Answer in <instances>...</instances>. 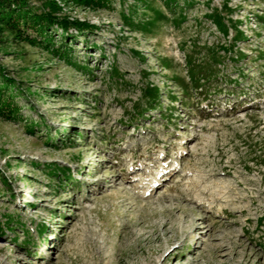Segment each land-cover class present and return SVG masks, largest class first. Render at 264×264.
<instances>
[{"label": "rangeland", "instance_id": "1", "mask_svg": "<svg viewBox=\"0 0 264 264\" xmlns=\"http://www.w3.org/2000/svg\"><path fill=\"white\" fill-rule=\"evenodd\" d=\"M171 1L57 0L87 27L53 46L5 32L0 264H264V0ZM220 12L246 39L181 87L232 40Z\"/></svg>", "mask_w": 264, "mask_h": 264}, {"label": "trees", "instance_id": "2", "mask_svg": "<svg viewBox=\"0 0 264 264\" xmlns=\"http://www.w3.org/2000/svg\"><path fill=\"white\" fill-rule=\"evenodd\" d=\"M36 0H0V46L3 45L7 41V36L5 32L8 31L10 34H18L22 31L23 27H32L35 29L43 38L46 44L49 46H53L55 44V40L53 35L51 36L49 30H53L52 26L56 24L58 27L62 28L64 32L60 33L62 38L68 36H72L70 28H75L77 30H83L84 27H87L85 23L79 22L78 20H70L68 17H59L57 12L62 10L61 5L57 2V0H37L42 1V10L40 12L34 10L31 7V2ZM77 5L87 6V7H104L109 6L111 0H68ZM170 3L171 0H165ZM177 5V4H176ZM146 12H158L155 8L151 7ZM177 14V13H176ZM222 16V21L218 19V21H214L217 26V29L225 36L229 35V30L233 29V37L232 40L225 42H218L214 47H210L209 50L211 55L201 56L198 60H187V76L180 78V86L181 87H189L190 85H194L198 89L203 88L202 81L205 82L209 78L216 75L219 70V65L222 63L221 52H233L234 48H237V43L239 41H244L245 35L243 30L239 29L235 22L233 21L231 24L224 21L228 16L227 13L220 12ZM134 17H127L126 20L129 23L135 24L136 22L132 20ZM232 20V19H230ZM158 21H155L156 24ZM229 22V21H228ZM138 24V23H137ZM159 25V22H158ZM56 30L54 29V32ZM47 45V46H48ZM65 45H62L61 48H64ZM238 49V48H237ZM61 51L57 49V52ZM66 53V52H65ZM237 59L243 57L241 55H236ZM188 58V57H187ZM6 89V87H5ZM148 89L150 91L149 97L151 98L150 107H158L161 103L162 97L164 95L161 93L162 91L155 84L149 85ZM1 91V90H0ZM10 106V105H9ZM11 108V107H10ZM12 109H17V105L12 107ZM2 110V109H1ZM5 114V111H0ZM60 171L67 175V179H73L70 174H68L69 169L62 168ZM53 175L56 174L55 171H50ZM69 181L65 183L64 186L67 185ZM63 188V187H62ZM41 233L46 230L45 225H41L40 227Z\"/></svg>", "mask_w": 264, "mask_h": 264}]
</instances>
